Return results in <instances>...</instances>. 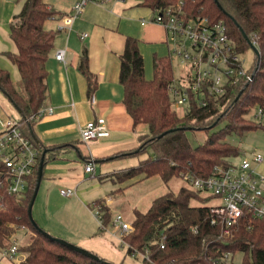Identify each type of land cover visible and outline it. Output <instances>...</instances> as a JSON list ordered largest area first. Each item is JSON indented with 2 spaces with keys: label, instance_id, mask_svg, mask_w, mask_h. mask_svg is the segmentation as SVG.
Here are the masks:
<instances>
[{
  "label": "trees",
  "instance_id": "1",
  "mask_svg": "<svg viewBox=\"0 0 264 264\" xmlns=\"http://www.w3.org/2000/svg\"><path fill=\"white\" fill-rule=\"evenodd\" d=\"M100 1V0H98ZM152 12L168 7H181L190 16H202L211 22L223 20L237 49L244 53L255 42V64L250 70L252 80L232 83L220 108L193 106L180 116L172 105L168 87L174 78L172 58L155 55L152 77L147 78L140 39L128 36L120 55L119 80L124 88L123 102L134 125L146 124L148 132L140 135V144L129 154L139 155L151 149L152 155L114 174L116 182L143 176H159L166 184L172 177L180 178L187 168L207 176L216 165L228 166L231 158L240 154L239 148L227 141V135H242L263 125L248 117L256 107L264 109V0H137ZM59 12L47 0H25L21 11L14 15L10 38L16 51L5 55L17 67L20 87L11 73L0 66V91L13 104L27 137L40 149L39 163L29 179L23 197L9 195L0 186V251L10 243L18 229H30V242L22 247L23 258L18 264H108L106 260L90 257L64 244L60 238L41 230L30 219L28 212L37 184L40 161L56 158L48 148L36 142L31 119L44 107L47 99L48 70L46 62L54 48L57 33L48 30L45 22ZM79 70L87 81L91 97L97 88V76L89 68V52L85 46L79 59ZM224 122V126L209 134L206 140L193 146L188 130H209ZM143 141V142H141ZM48 150V151H47ZM190 164V165H189ZM198 191L182 186L155 197L148 210L134 209L133 229L124 235L133 248L149 249L153 263L148 264H214L225 253L244 254L243 264H264V220L244 218L229 235L221 236V228L211 225L212 214L208 205L201 203ZM197 201L199 204H194ZM105 224L111 221V210L102 202ZM194 229H197L195 232ZM165 248H161L162 236ZM90 251V250H89ZM92 252V251H91ZM93 253V252H92ZM95 254V253H94Z\"/></svg>",
  "mask_w": 264,
  "mask_h": 264
},
{
  "label": "crops",
  "instance_id": "2",
  "mask_svg": "<svg viewBox=\"0 0 264 264\" xmlns=\"http://www.w3.org/2000/svg\"><path fill=\"white\" fill-rule=\"evenodd\" d=\"M47 1L59 12L57 17L45 22L46 29L57 33L54 48L46 62L48 92L44 107H52L53 112L46 113L33 122V135L38 144L43 148L46 147L45 149L48 148L47 155L53 152L57 155L56 158L46 160L42 179L44 176L52 178L56 180L57 185H62L63 189L65 186L70 187L75 179L76 175L72 170V165L80 162V160H75L76 155L85 165L93 159L95 173L98 162L105 168L115 167L119 162L116 160L130 156V150L140 144V135L148 131L146 124L134 125L123 102L124 88L119 80V71L120 55L124 51L127 37L130 35L140 39V49L144 56L145 66L148 64L151 67L155 55L168 56L171 54L172 44L163 25L152 22L141 24L142 19L151 18L152 10L139 5L137 0H107L104 2L92 0L86 5L82 14L72 21L70 30L66 29L69 23L67 20L72 15L73 5L77 0ZM10 2L13 0H0V35L4 33L12 42L11 23L14 21L17 10ZM84 33L88 36L82 39ZM4 42L7 47L11 48L6 40ZM85 46L89 52V68L98 80L94 93L96 98L94 104L91 103L87 94L86 78L78 67L80 55ZM59 49L66 50V63L56 59ZM3 56H5L4 53ZM5 58V60L0 58V66L9 70L12 79L16 81L17 67L8 57L5 56ZM146 76L147 78L152 77ZM20 117L19 115L17 119ZM97 118L105 119L110 136L88 143L83 142L81 128L88 121ZM84 172L87 173L85 170ZM60 195L67 200V203L72 204L76 196L78 197V192L71 198L64 197L61 192ZM106 204L110 206L112 200L107 199ZM84 208L88 216L86 222L78 220L80 226L77 229L76 216H68L65 220L61 216L62 222H59L55 235L78 246L86 245L87 247L88 244L93 248L91 244L96 236L95 227L88 215V206L84 205ZM89 209L91 211V207ZM26 230L29 238L28 244L32 231ZM17 232L14 233L11 241L17 240ZM28 233L31 234L28 236ZM21 253H23L22 256H20ZM23 256L24 252L20 249L13 258L3 256L0 251V264H18Z\"/></svg>",
  "mask_w": 264,
  "mask_h": 264
},
{
  "label": "built area",
  "instance_id": "3",
  "mask_svg": "<svg viewBox=\"0 0 264 264\" xmlns=\"http://www.w3.org/2000/svg\"><path fill=\"white\" fill-rule=\"evenodd\" d=\"M92 0H77L73 5L72 15L68 22L80 16L86 5ZM104 2L107 0H93ZM148 22L163 25L171 40L172 52L180 60L182 73L174 76L169 84L168 92L175 107H183L185 113L193 106L209 108L218 104L221 108L222 99L227 95L228 88L237 81L252 80L251 69H247L240 52L230 37L223 20L211 22L202 16H190L181 7H168L152 12L150 19H142L141 24ZM88 36L82 35V39ZM255 43V42H254ZM170 54V56H171ZM66 50L59 49L56 59L65 61ZM91 103L96 102L95 95L90 97ZM252 119L264 125V109H255ZM52 107H42L31 117L37 120L46 113H52ZM110 136L104 118L88 121L81 128L83 142L106 138ZM40 149L34 141L27 137L21 127L20 119L9 115L0 116V186L9 195L23 197L29 187L30 176L34 174L39 163ZM264 162V153L253 152L251 159H242L240 163L228 166L216 165L211 174L203 176L187 168L180 174L185 186L198 191L202 197L216 203H207L211 217V225L221 228V236L229 235L242 219L264 220V174L253 168V163ZM190 165V164H189ZM87 173H95L93 159L86 164ZM61 194L71 198L77 194L76 188H63ZM91 211L100 224L102 230H109L105 224L104 211L101 204H94ZM116 230H109L117 236L129 233L133 226L124 221L121 214L112 220ZM196 232L197 229H194ZM166 236L160 241L161 248H165ZM18 245L14 243L2 250L3 256L13 258L18 252ZM131 254L140 256L144 261L153 263L149 249L133 248ZM231 253H225L214 261V264H234Z\"/></svg>",
  "mask_w": 264,
  "mask_h": 264
},
{
  "label": "rangeland",
  "instance_id": "4",
  "mask_svg": "<svg viewBox=\"0 0 264 264\" xmlns=\"http://www.w3.org/2000/svg\"><path fill=\"white\" fill-rule=\"evenodd\" d=\"M24 1L25 0H13V2H10V4L13 5L17 10L16 12L19 13L23 7ZM71 27L72 24L68 23L66 29L70 30ZM4 40H6L11 48L5 45ZM14 50L15 45L13 41L11 42L9 37L2 33L0 35V58L5 60V53L11 51L14 52ZM3 53L5 56H3ZM171 58L174 76L178 77L182 73L180 60L173 53L171 54ZM242 59L244 61L245 67L247 69H252L255 64L254 50L252 48L247 49L243 53ZM145 67L146 75L152 76V67L148 64ZM16 74V83L17 86L20 87V76L17 69ZM173 107L180 116L185 114V109L183 107H175L174 105ZM257 108L258 107L253 108L249 112L248 117L250 120H252L251 118L253 117V114L256 112L255 109ZM9 114H11V116L14 118H19V114L13 104L9 101L8 97L2 91H0V116L8 117ZM224 124V122H220L218 125L210 128L209 130H188L187 136L190 143L193 146L203 143L209 134L221 129ZM227 141L240 150L239 155L231 158V163L238 164L242 159H251L253 152L264 153V128L259 127L255 130L246 131L242 135H239L236 132L229 133L227 135ZM149 155H152L151 149H148V151L139 155H130L122 160L118 159L116 160L119 161L116 163L117 165L111 168H105L101 163L98 162L96 163V165H98L96 173L92 172L90 174L84 172L86 165L81 159H79V156L76 155L75 160H80V162L72 165V170L76 176L73 182L70 184V187L77 189L78 197L76 196L72 204L67 203V200L60 195L62 185H57L56 180L44 176L41 180L40 187L32 208V217L34 221L41 230L60 238L59 236L55 235L57 234L55 232L58 230L57 226L59 222H62L61 216L64 217V220L68 216H76L77 220L75 222V226L78 229L80 226L78 220L82 222H86L88 220V216H86L84 211V205L86 207L88 206V215L90 216L91 221L94 223L96 236L92 241L93 244H91L93 248L89 247L88 244L87 247L86 245H82V248L86 247L85 249L92 250V252L101 259L114 264H148L140 256L135 257L127 252L128 245L123 243V236L120 232H118L117 236H115L111 231L117 229L112 225V220L117 214H121L124 218V221L132 225L135 208L146 211L150 207L151 202L155 197L164 194L169 190L177 193L182 186L186 185L185 182L178 177H172L168 184H166L159 176H153L150 178H142L143 176H138L132 179H126L122 182H116L112 179L116 172L131 166L139 165L141 160H144ZM253 168H255L259 173L264 174V162L261 164L253 163ZM44 173L46 174V171H44ZM63 188L67 187L65 186ZM200 197L202 198L201 203L203 204L217 202L216 198L208 200L205 197ZM107 199L112 200V204L109 206L111 208V221L108 223V228L111 231L102 230L100 228V224L95 220L92 212L89 209L90 207H93L94 204L106 202ZM193 203L199 204L197 201H193ZM70 226L73 227V225ZM26 229H18L17 240L10 241L7 247H10L12 242H15V244L18 245V249L22 250V245L27 244L29 240L26 235ZM29 234L31 233H28V236ZM19 245L22 247L20 246L19 248ZM22 254L23 253H21L20 256H22ZM243 258L244 254L241 251H238L231 256V262L234 264H243Z\"/></svg>",
  "mask_w": 264,
  "mask_h": 264
},
{
  "label": "water",
  "instance_id": "5",
  "mask_svg": "<svg viewBox=\"0 0 264 264\" xmlns=\"http://www.w3.org/2000/svg\"><path fill=\"white\" fill-rule=\"evenodd\" d=\"M244 36L248 39L249 43H250V46L251 48L254 50V52L256 54L259 55V51H258V48L257 46L251 41L249 40V38L247 37L246 33L243 32ZM44 156L42 157L41 161H40V165H39V169H38V178H37V184L35 186V189H34V192H33V195H32V198H31V201L29 203V207H28V212H29V215H30V219L31 221L34 223V225L38 226L36 224V222L34 221L33 217H32V208H33V204H34V201L36 199V196H37V193H38V190H39V187H40V183H41V180H42V176H43V169H44ZM64 244L68 245L69 247L75 249L76 251H79L83 254H86V255H89L90 257H94V258H97V259H101L100 257H98L96 254L92 253L91 251L85 249V248H82L81 246H78L76 244H73L65 239H60ZM103 260V259H102ZM107 262L108 264H114V263H111L109 261H105Z\"/></svg>",
  "mask_w": 264,
  "mask_h": 264
}]
</instances>
